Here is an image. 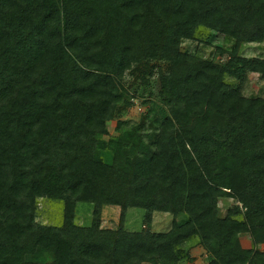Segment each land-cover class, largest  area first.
I'll return each mask as SVG.
<instances>
[{"label":"trees","instance_id":"16d2710c","mask_svg":"<svg viewBox=\"0 0 264 264\" xmlns=\"http://www.w3.org/2000/svg\"><path fill=\"white\" fill-rule=\"evenodd\" d=\"M199 30L232 44L224 63L182 51ZM249 43H264V0H0V264H193L197 247L207 264H264V98L242 93L264 59L239 54ZM39 200L62 203L59 224L36 221ZM129 209L172 223L130 232Z\"/></svg>","mask_w":264,"mask_h":264},{"label":"rangeland","instance_id":"374dc122","mask_svg":"<svg viewBox=\"0 0 264 264\" xmlns=\"http://www.w3.org/2000/svg\"><path fill=\"white\" fill-rule=\"evenodd\" d=\"M231 43H226L223 37L205 30H199L197 38L194 41H186L182 44V51H196L204 58H211L215 63L221 64L227 60V56H221L216 51V47L229 49ZM239 54L247 58H261L264 59V43H249L241 47ZM153 81L154 98L157 101V94L159 90V83L156 79ZM226 82L236 83L235 80L227 78ZM242 93L247 97L260 96L264 98V80L257 74H248L242 84ZM143 107L138 103L133 105L127 112L124 118L127 126L130 127L142 118ZM115 121L107 124L108 132L111 136L115 135ZM232 201L222 199L219 201V207L222 212H225L231 205ZM93 207L88 203H78L75 210V223L82 227L91 225L93 216ZM62 217V203L59 201L39 200L38 215L36 221L40 224H59ZM172 216L164 213H154L151 222L148 224L145 221V212L141 209H129L126 213V220L124 228L130 232L141 231L144 228H149L153 232H164L170 228L172 223ZM120 209L118 207L106 206L101 211L100 226L102 228L114 229L119 225ZM241 243L244 248L251 247V242L248 235L240 236ZM264 252V244L257 247ZM193 264H207L205 251L197 247L191 251Z\"/></svg>","mask_w":264,"mask_h":264}]
</instances>
